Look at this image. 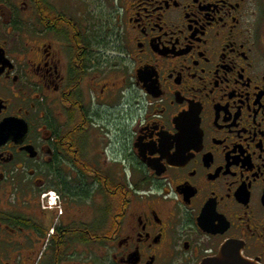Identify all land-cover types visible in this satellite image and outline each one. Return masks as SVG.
I'll list each match as a JSON object with an SVG mask.
<instances>
[{
	"label": "flooded vegetation",
	"instance_id": "af4514ba",
	"mask_svg": "<svg viewBox=\"0 0 264 264\" xmlns=\"http://www.w3.org/2000/svg\"><path fill=\"white\" fill-rule=\"evenodd\" d=\"M71 2L0 0V264H264V0Z\"/></svg>",
	"mask_w": 264,
	"mask_h": 264
},
{
	"label": "rangeland",
	"instance_id": "374dc122",
	"mask_svg": "<svg viewBox=\"0 0 264 264\" xmlns=\"http://www.w3.org/2000/svg\"><path fill=\"white\" fill-rule=\"evenodd\" d=\"M55 1H59V0H55ZM72 3V8L68 9L71 12V15H78L80 13V11L82 10H86L88 8V5L86 2L83 3H76L71 2ZM87 5V6H86ZM66 9H67V5L65 4ZM89 21L85 22L84 24L87 23V26L90 28L92 26L94 33L97 37H99V41H100V45H107L106 43L110 42L114 36H113V28L111 26V23L109 20L101 18L100 16H94L92 19V23H88ZM106 54L110 53L107 51Z\"/></svg>",
	"mask_w": 264,
	"mask_h": 264
},
{
	"label": "water",
	"instance_id": "95a60500",
	"mask_svg": "<svg viewBox=\"0 0 264 264\" xmlns=\"http://www.w3.org/2000/svg\"><path fill=\"white\" fill-rule=\"evenodd\" d=\"M13 125L14 124L9 123L7 121L0 125V141H4L8 139L10 138V136H15L13 134V130L11 129ZM23 127H24V134H25L28 131V126L23 124ZM243 264H249V263H243Z\"/></svg>",
	"mask_w": 264,
	"mask_h": 264
}]
</instances>
